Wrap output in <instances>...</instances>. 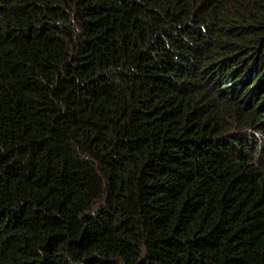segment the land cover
I'll return each instance as SVG.
<instances>
[{"label": "trees", "instance_id": "16d2710c", "mask_svg": "<svg viewBox=\"0 0 264 264\" xmlns=\"http://www.w3.org/2000/svg\"><path fill=\"white\" fill-rule=\"evenodd\" d=\"M0 264H264V0H0Z\"/></svg>", "mask_w": 264, "mask_h": 264}]
</instances>
